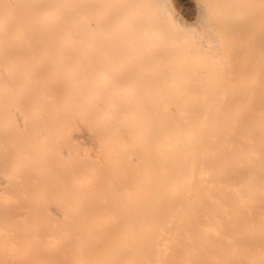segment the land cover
<instances>
[{
    "label": "bare ground",
    "instance_id": "1",
    "mask_svg": "<svg viewBox=\"0 0 264 264\" xmlns=\"http://www.w3.org/2000/svg\"><path fill=\"white\" fill-rule=\"evenodd\" d=\"M0 0V264H264V0Z\"/></svg>",
    "mask_w": 264,
    "mask_h": 264
},
{
    "label": "rangeland",
    "instance_id": "2",
    "mask_svg": "<svg viewBox=\"0 0 264 264\" xmlns=\"http://www.w3.org/2000/svg\"><path fill=\"white\" fill-rule=\"evenodd\" d=\"M176 13L187 21H192L197 17L194 0H169Z\"/></svg>",
    "mask_w": 264,
    "mask_h": 264
}]
</instances>
